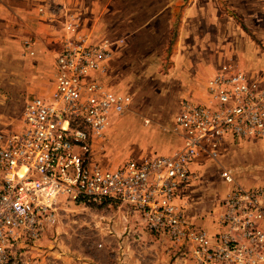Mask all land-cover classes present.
Segmentation results:
<instances>
[{
  "label": "built area",
  "instance_id": "2783aa9c",
  "mask_svg": "<svg viewBox=\"0 0 264 264\" xmlns=\"http://www.w3.org/2000/svg\"><path fill=\"white\" fill-rule=\"evenodd\" d=\"M66 30L49 97L26 101L20 128L0 129V264H39L32 250L65 203L127 205L143 227L183 247L191 264H264V185L244 187L223 169L231 190L209 217L211 232L188 220L178 203L180 188L196 177L192 164L201 151L215 159L224 137L264 139V87L223 66L201 100L180 102L172 152L107 168L91 162L92 144L113 116L131 111L132 98L101 81L111 43L90 40L72 22ZM32 44L24 41L30 54Z\"/></svg>",
  "mask_w": 264,
  "mask_h": 264
},
{
  "label": "rangeland",
  "instance_id": "374dc122",
  "mask_svg": "<svg viewBox=\"0 0 264 264\" xmlns=\"http://www.w3.org/2000/svg\"><path fill=\"white\" fill-rule=\"evenodd\" d=\"M135 1L143 5L135 7ZM135 1L131 0V8L130 0L103 2L107 3V10L114 12L115 20L119 19V28L126 19L137 21L132 30L138 31L133 43L129 45V30H123L115 38L104 32H100V38H93L96 42L108 40L111 58L115 60L114 70L110 71L113 83L103 84L132 98L131 111L113 116L104 136L92 144L91 162L107 168L129 159L167 154L175 148L179 141L171 128L180 102L201 100L205 83L223 66L241 71L264 87V3L261 0H245L243 16L230 2L216 0V29H209V0H170L168 6L151 11L147 10L145 0ZM67 2H55L53 11L64 12ZM67 10L66 20L61 23L63 28L65 25L66 31L71 21L79 32L80 19L68 17L70 9ZM24 41H16L12 49H6L0 33L1 130L20 128L26 101L35 96L48 98L52 90L51 75L32 78L33 70L45 61L36 53H28ZM57 50L52 52V59ZM144 118H149V123ZM263 142L224 137L216 145L217 159L198 154L196 160L202 163L203 174L199 176L194 171L195 178L199 177L194 183L202 188L194 190V201L210 206L222 197L227 184L220 177L221 167L232 169L244 187H250L249 182L260 181L256 174L264 168V162L248 148ZM217 211L207 209L194 219H190L188 211L185 213L196 227L210 228L211 213ZM32 253L38 256L39 264H191L183 247L164 234L147 230L131 207L119 203L62 204L55 221L45 226Z\"/></svg>",
  "mask_w": 264,
  "mask_h": 264
},
{
  "label": "crops",
  "instance_id": "0c3cea01",
  "mask_svg": "<svg viewBox=\"0 0 264 264\" xmlns=\"http://www.w3.org/2000/svg\"><path fill=\"white\" fill-rule=\"evenodd\" d=\"M57 1L62 0H0V33H2V36L4 37V40L6 42L5 48L12 49L16 41L22 39H31L33 41V44L31 45L30 50L33 51V54L36 53L40 57L44 58L45 62L41 65V67L35 68L33 70V79H36L37 75H51L53 82L54 58L52 59V52H56L57 49V51H59L63 40L69 37V33L67 32V30L65 31V25L63 28L61 24L63 20H66L67 13L65 14V12L68 11L67 8L70 9L68 13L70 15L68 17L75 16L80 19V21L78 20L79 22H77L79 34L81 33L87 35L90 40H93V38H100V32H104L105 34L107 33L110 35V38H113L123 30H129V33L131 34L129 36V45L136 40L138 31L135 30L134 32L132 30H134L133 27L136 26L137 21L133 20V18L126 19L124 20V22H122L123 27L119 28L117 26L119 19L115 20L116 18L114 16V12H112V10H107V3H103L106 2V0H66L68 1V7L63 9L64 12L60 11L58 13H55L53 10L56 4L54 3ZM169 1L170 0H145V6L147 7L148 11L159 10V6H168ZM87 2H89L90 4H88ZM209 2V29H211V27L216 29V0H209ZM226 2H230L229 5L234 8L239 15H245V0H226ZM261 2L264 3V0H261ZM137 5L141 7L143 4L142 2L135 1V7H137ZM129 6L131 8V0ZM160 12L163 14L164 10H160ZM61 31L63 32L61 33ZM6 49H4V51ZM27 52L29 53L28 50ZM114 61L115 60L111 58V60H109V62L107 63L108 67L106 72L101 74L102 82L107 81L110 84L113 83L110 82V71L114 70ZM30 85L32 87H36L34 86V84ZM205 86L206 83L204 85L203 91H205ZM178 145H176V147ZM162 148L163 147H161L160 149ZM248 149L250 151L252 150V152L254 153V157H259L263 160L262 162H264V142L260 146H249ZM173 150L174 148H172L167 153H170ZM214 151L216 152V154L218 153L217 146L214 147ZM201 153L204 154L205 157L212 158L210 154H208V152L201 151L199 154ZM217 158L218 155L215 159ZM195 162L196 163L193 164L192 169L193 171H196L200 176L202 173V168L200 165L202 163L199 159L195 160ZM223 169L229 168L221 167L220 172ZM256 176L260 178V181L257 180L254 182H249L247 186L256 187L264 185V180H261L262 178L264 179V168H262L260 173L256 174ZM221 178L227 184V187L222 193V197L220 199H216L210 206L207 203H203V205L202 203L194 201V199L196 198L194 190L202 188V186H199V184L195 185L194 182L197 181L196 178L189 184V186L180 188L179 192L181 193V199H179L178 203H183L185 205V210L188 211L190 219H194L202 215L203 212L207 209H210V211H217L220 200L226 198L231 190V182L223 177ZM211 227L212 224L210 222V228L206 229L211 232Z\"/></svg>",
  "mask_w": 264,
  "mask_h": 264
}]
</instances>
